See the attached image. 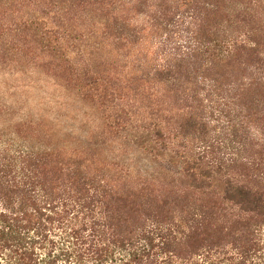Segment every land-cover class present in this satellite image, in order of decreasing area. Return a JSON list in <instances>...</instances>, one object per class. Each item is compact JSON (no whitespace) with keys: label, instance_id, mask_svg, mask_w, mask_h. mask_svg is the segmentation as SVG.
<instances>
[{"label":"rangeland","instance_id":"1","mask_svg":"<svg viewBox=\"0 0 264 264\" xmlns=\"http://www.w3.org/2000/svg\"><path fill=\"white\" fill-rule=\"evenodd\" d=\"M119 7L102 12L82 0H0L1 140L36 150L87 149L96 162L118 163L127 188L149 187L148 206L184 217L185 226L174 227L178 236L186 221L203 223L214 233L208 237L224 242L221 264H264V212L223 204L218 185L188 176L186 154L196 143L180 127L192 106V116L204 122L203 139L212 142L209 160L225 161L223 172L237 182L264 188V0H122ZM31 19L68 41L67 56L60 59L39 41ZM66 63L112 78L122 90L117 104L136 102L133 113L119 112L131 118L126 130L106 127V114L78 94ZM165 67L171 72L159 73ZM246 98L255 100L253 110ZM157 122L165 135L148 149L145 126ZM31 123L44 134L15 133ZM261 203L249 206L264 210ZM238 220L255 230L251 243L243 224L237 231ZM255 241L259 249L243 260L239 252Z\"/></svg>","mask_w":264,"mask_h":264},{"label":"trees","instance_id":"2","mask_svg":"<svg viewBox=\"0 0 264 264\" xmlns=\"http://www.w3.org/2000/svg\"><path fill=\"white\" fill-rule=\"evenodd\" d=\"M82 2L96 6L102 12L105 8L115 12L122 4V0ZM30 22L42 44L50 46L60 59L67 56L68 41L56 31L41 26L36 19ZM229 48L225 50L228 53L232 51ZM220 51H224L223 47ZM69 66L76 91L83 100L102 108L106 114V127L126 130L131 118L126 121L119 112L129 107L128 112L133 113L138 110L136 102L117 104L115 99L121 97L122 90L111 82L112 78L107 82L94 68ZM170 72L167 67L159 71ZM245 103L253 110L256 102L246 98ZM191 108L188 106L190 114L186 115V122L184 119L180 122V127L190 131L186 138L192 136L189 140L196 143V152L186 154L191 162L188 176L192 179L205 176L208 185H218L222 203L224 200L235 204L248 214L263 213L262 207L249 205L264 200V188L250 182L246 184L248 187L237 182L234 176L223 172L225 161L209 160L206 153L212 142L203 139L206 135L204 122L192 116ZM113 109H116L115 113ZM246 119L251 116L247 115ZM39 126L33 123L19 125L15 133L21 138H37L44 132ZM150 127L151 124L145 126L150 141L148 149L165 135L161 122ZM201 145L203 149L198 151ZM204 169L212 173L207 176L209 173L202 172ZM123 170L118 163L96 162L87 149H27L4 142L0 136V264H221L225 258L220 257L224 251L220 245L224 242L207 236L209 233L214 235L213 231L205 230L203 223L186 221L184 236H178L173 231L185 226L180 224L184 217L176 220L172 211L153 210L147 199L143 200L145 189L149 187L127 188ZM202 213L201 221L204 222L207 214ZM176 221L180 225L174 224ZM240 224L249 234L245 241L251 243L255 240V230L238 220L237 231ZM182 245L185 254L178 250ZM240 247L245 249V245ZM258 249L255 241L253 248L247 245L239 254L247 260Z\"/></svg>","mask_w":264,"mask_h":264}]
</instances>
